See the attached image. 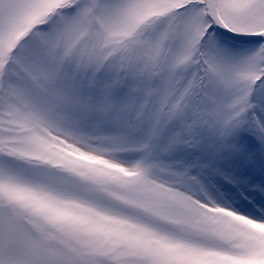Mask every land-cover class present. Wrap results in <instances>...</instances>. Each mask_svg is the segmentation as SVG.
Returning <instances> with one entry per match:
<instances>
[{"label":"snow or ice","instance_id":"6c2138e0","mask_svg":"<svg viewBox=\"0 0 264 264\" xmlns=\"http://www.w3.org/2000/svg\"><path fill=\"white\" fill-rule=\"evenodd\" d=\"M0 264H264V0H0Z\"/></svg>","mask_w":264,"mask_h":264}]
</instances>
